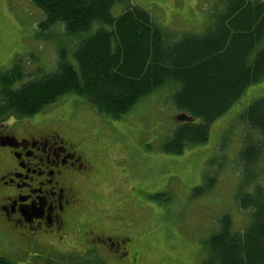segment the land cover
<instances>
[{
	"label": "rangeland",
	"instance_id": "374dc122",
	"mask_svg": "<svg viewBox=\"0 0 264 264\" xmlns=\"http://www.w3.org/2000/svg\"><path fill=\"white\" fill-rule=\"evenodd\" d=\"M217 1L132 3L147 9L175 38L185 31L204 30ZM122 9L117 3L114 15ZM43 19L42 11L31 0H0V71L19 63L27 74L24 79L31 80L56 69L60 48H66L73 61L76 46L72 45L77 39L66 37L60 24L42 33L38 23ZM67 41L71 45L66 46ZM174 90L160 88L117 119L103 115L88 98L76 93L60 97L33 115L21 116L13 110L0 115V125L14 133L23 131L25 120L36 125L35 131H57L82 142L102 174L96 185L89 186L94 187L86 196L90 200L86 212L97 215L104 208L112 223L117 222L116 214L121 215L139 250L130 264H203L208 253L206 241L219 230L223 214L231 215L235 230L249 225L251 211H242L237 204V194L249 176L240 155L247 140L261 141L253 185H264V135L250 129L241 115L264 96V80L250 85L211 125L208 141L188 145L182 154L163 150L180 122L177 116L181 113L172 102ZM6 244L7 238L0 236L2 250ZM99 264H106V260L99 259Z\"/></svg>",
	"mask_w": 264,
	"mask_h": 264
},
{
	"label": "trees",
	"instance_id": "16d2710c",
	"mask_svg": "<svg viewBox=\"0 0 264 264\" xmlns=\"http://www.w3.org/2000/svg\"><path fill=\"white\" fill-rule=\"evenodd\" d=\"M31 1L44 15L38 23L42 33L60 24L66 37L77 39L73 61L60 48L56 69L31 80L24 79L19 63L0 71V115L8 110L33 115L76 93L117 119L160 88L174 87L176 111L195 120L180 121L163 150L182 154L188 145L208 141L211 125L250 85L264 80V0H218L204 30L175 38L132 0ZM117 3L123 9L116 16ZM241 115L250 129L264 135V96ZM260 142L247 140L240 153L249 176L237 204L251 211V221L235 230L231 215L223 214L219 230L206 241L203 264H264V185H253Z\"/></svg>",
	"mask_w": 264,
	"mask_h": 264
},
{
	"label": "flooded vegetation",
	"instance_id": "af4514ba",
	"mask_svg": "<svg viewBox=\"0 0 264 264\" xmlns=\"http://www.w3.org/2000/svg\"><path fill=\"white\" fill-rule=\"evenodd\" d=\"M22 126V132L14 133L0 125V236L7 238L6 249L0 245V260L133 262L139 250L121 215L116 214L117 222L112 223L104 208L97 215L86 212L90 210L86 196L94 187L89 186L96 185L102 174L82 142L57 131H35L36 125L25 120ZM21 257L22 261L17 259Z\"/></svg>",
	"mask_w": 264,
	"mask_h": 264
},
{
	"label": "water",
	"instance_id": "95a60500",
	"mask_svg": "<svg viewBox=\"0 0 264 264\" xmlns=\"http://www.w3.org/2000/svg\"><path fill=\"white\" fill-rule=\"evenodd\" d=\"M177 119L179 120V121H194V118H192V117H188L187 115H182V114H179L178 116H177Z\"/></svg>",
	"mask_w": 264,
	"mask_h": 264
}]
</instances>
